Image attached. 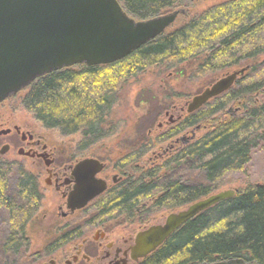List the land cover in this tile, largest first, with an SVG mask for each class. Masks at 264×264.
<instances>
[{
	"label": "trees",
	"instance_id": "16d2710c",
	"mask_svg": "<svg viewBox=\"0 0 264 264\" xmlns=\"http://www.w3.org/2000/svg\"><path fill=\"white\" fill-rule=\"evenodd\" d=\"M119 1L130 15L146 18L173 0ZM251 2L216 5L113 63L77 64L50 72L18 96L21 105L46 128L58 129L64 136L81 133L77 151L98 144L116 134L111 113L123 86L151 67L175 68L181 76L201 77L264 55V44L247 48L264 24V0ZM242 81L240 76L228 91L163 134H143L142 142L151 148L193 126L206 130L146 170L135 165L142 158L141 148L119 158L117 166L130 169L133 180L114 187L96 203L98 208L106 207L101 213L115 205L132 202L133 207L140 198L149 197L151 203L144 212L152 216L163 209L183 208L231 184L226 175L243 172L252 153L264 151V100L257 99V93L264 90V79ZM231 102L238 107L236 114L225 112ZM42 197L35 175L21 165L0 163V210L5 211L9 225L0 248L10 256L9 261L26 260L27 228L39 212ZM230 257L264 264V183H244L233 197L188 220L146 263L203 264Z\"/></svg>",
	"mask_w": 264,
	"mask_h": 264
},
{
	"label": "water",
	"instance_id": "95a60500",
	"mask_svg": "<svg viewBox=\"0 0 264 264\" xmlns=\"http://www.w3.org/2000/svg\"><path fill=\"white\" fill-rule=\"evenodd\" d=\"M176 16L177 12H173L138 19L119 0H0V103L50 72L77 64L103 65L120 60L161 36ZM248 68L241 67L222 76L192 97L181 110L188 114L197 111L228 91ZM200 127L194 128L191 138ZM181 140L188 142L189 138L183 135ZM8 150V144L2 145L0 154ZM89 166H94L93 170L89 171ZM103 167L93 157L77 162V185L68 196L72 211L85 207L106 190V181L94 180ZM234 195V189L223 190L170 213L163 224L153 225L137 235L136 249L143 256L152 252L188 220ZM204 264L259 263L230 257Z\"/></svg>",
	"mask_w": 264,
	"mask_h": 264
},
{
	"label": "rangeland",
	"instance_id": "374dc122",
	"mask_svg": "<svg viewBox=\"0 0 264 264\" xmlns=\"http://www.w3.org/2000/svg\"><path fill=\"white\" fill-rule=\"evenodd\" d=\"M225 1L226 0H188L184 1V3H180L179 5L182 4L185 7L190 8L189 17L193 18L216 5L224 3ZM245 3L251 4L252 2L248 1ZM122 4L124 5V2ZM184 6L178 8H182ZM174 9L175 8L172 10ZM165 11L167 10L164 9L160 13H164ZM256 34L257 39H255L254 43L248 45L247 48H250L253 44L257 45V47L264 44V24L257 29ZM250 61L252 60L249 58L246 62L227 68L223 72L214 74L210 73L209 75L201 77H196V74L191 77L190 75L181 76L175 68L166 69L161 66L151 67L147 71L131 78V80L121 89V97L115 104L111 113V119L114 121L116 134L108 137L98 144L80 151H77V146L82 139L81 133L64 136L58 129H49L44 127L31 112L22 107L21 99H19L18 96H23L24 91L19 92L14 97H11L0 104V123L3 119H6L8 115H11L12 117H7V120L23 123L26 125V128H33L36 134L43 136L45 141L50 146L58 149V160L67 157L72 158L75 155L79 159L90 156H106L107 159L104 160L107 163L110 161V164H114L119 158L126 156L127 153L132 152L134 149L141 148L144 150L142 147V141L144 140L143 134L146 133L145 135L147 137H150V135L157 137L158 134L167 131L169 128H164L162 130L159 125H161L162 122L168 121L171 114H173V119H176L179 114H183L180 111V107L183 108L187 101L195 95L201 93L207 86L222 76L235 69L248 66L249 68L247 71L241 75L243 84L250 83L256 79L257 81L263 80L264 55L257 56V61ZM257 99H259V101H262L261 99L264 100V90L257 93ZM214 104H211V106ZM12 107H16V109L11 111ZM237 110V105L234 102H231L225 109V112L228 114H236ZM167 111L170 112L169 116L165 115ZM184 115L185 113L182 115L181 119L177 120V122L181 121L185 117ZM205 132V129L197 131V136H200ZM163 142L164 141L156 142L159 144L149 148L148 155L153 157L152 152H158L161 150L160 144ZM6 143H14V146L18 145L12 137L0 136V147ZM166 144L167 143L163 145ZM17 150L18 148L11 147V149L5 154H0V163L5 162L13 164V167L15 168L20 165L23 166L26 171H29L36 176L40 191L43 195L39 212H37L31 221V224H29L27 228L29 236L28 250L25 254L26 260H23L22 264H29V262H31L29 257L30 254L37 249V247H39L37 245L38 241L41 242L49 237L53 232L54 225L59 221H62L56 214V208H54L55 204L52 205L57 202L60 197L53 189L49 188L44 183V180L47 177L45 169L46 166L44 163L40 161H33L31 158L19 155ZM148 162L149 163L146 165V168L152 166L151 164L153 163H160L158 159L153 163H151V161ZM185 173L186 175L192 174L190 171H186ZM195 175L196 174H194V177ZM225 180L227 182H231V184L217 189L214 193L227 189H234L237 192L240 186L248 182L264 183V151L260 149L254 151L252 153L251 161L248 163L245 170L243 172L228 173ZM168 212L169 211L167 210L164 214H167ZM85 215L86 217H84ZM92 215V212L89 214L82 212L78 214L77 217L80 218L81 221L87 222L88 217H92ZM157 215H160V213ZM80 219L78 221H80ZM8 227L9 225L6 219V213L5 211L0 210V243L3 241ZM6 254L7 253H3L0 248V262L7 260L8 255ZM27 257L30 261H28L29 259ZM179 262L180 261H175L170 264H177Z\"/></svg>",
	"mask_w": 264,
	"mask_h": 264
},
{
	"label": "flooded vegetation",
	"instance_id": "af4514ba",
	"mask_svg": "<svg viewBox=\"0 0 264 264\" xmlns=\"http://www.w3.org/2000/svg\"><path fill=\"white\" fill-rule=\"evenodd\" d=\"M184 1L188 0H173L165 8L167 11L160 13L164 10L163 8L156 14L164 15L177 12L176 19L163 35L174 32L175 27L192 19L189 17L190 8L182 4L179 5L180 3H184ZM248 1L254 0H226L222 4L235 5ZM181 6L184 7L178 8ZM173 8L175 9L172 10ZM13 109H16V107H12L11 111ZM180 111L183 114L185 113L184 116L188 114L186 111L183 112L181 107ZM169 114L170 112L167 111L165 115L169 116ZM183 114H179L176 119H173V114H171L168 121L162 122L161 125H159L160 129L171 128L178 119L182 118ZM7 117L10 118L12 116L8 115ZM7 117L0 123V136L12 137V139L18 143L16 146H14V143H6L9 145V150L11 147H16L18 148L17 152L19 155L31 158L33 161L43 162L46 166L45 169L47 173L44 183L49 188L53 189L60 197L59 200L52 205L55 204L54 208H56V214L62 221L54 225L53 232L49 237L41 242L38 241L37 245L39 247L30 254L29 257L31 262H29V264H148L146 263L147 259L158 251L176 230H178H174L171 235L152 252L144 256L140 255V252L136 249L137 235L153 225L163 224L170 213L177 212L181 210V208L173 210L163 209L154 213L152 216H148L144 211L146 206L149 207L151 199L147 197L140 198L133 207L131 202V204L126 206L115 205L104 213H101L106 207L98 208L96 203H98L106 193L113 190L114 187L120 185L127 179H129V181L133 180V177L131 170L125 169L123 164L117 166L116 162L110 164L111 162L108 161L107 163L100 156H90V158H96L104 164L102 170L94 175V180L101 179L106 181V190L91 200L85 207L72 211L68 207V196L75 190L77 185L75 166L81 159L77 157H67L58 160V149L50 146L43 136L36 134L33 128H26V125L23 123L7 120ZM195 127L196 126H193L181 133H176L171 137L165 138L163 140L164 142L160 144L161 150L152 152L153 157L148 155V143L143 142L145 145L142 144L144 148V150L142 149V158L135 163L136 167L139 168L142 166V169L146 170V165L149 163L148 161H151V163L157 159L160 161L165 156L171 154V152H175L178 148L194 141L197 137V131L195 132L194 138H191V136L193 135ZM183 135H187L189 138L188 142L181 140ZM167 136H169L168 133L165 137ZM165 143L167 144L163 145ZM46 162L49 163V166L46 165ZM93 168L94 166H89V171L93 170ZM97 208L99 211H97ZM167 210L169 212L164 214ZM133 211L135 212L134 214L132 213ZM82 212H85V214L92 212L93 215L92 217H88L87 222H83L77 217L78 214ZM159 213L160 215H157ZM84 217H86V215ZM79 219L80 221H78ZM27 238V241H29V236ZM18 240H20V238ZM9 258L10 256L8 255L7 260L0 262V264H22L21 258L10 259V261ZM30 259L28 261H30Z\"/></svg>",
	"mask_w": 264,
	"mask_h": 264
},
{
	"label": "bare ground",
	"instance_id": "6f19581e",
	"mask_svg": "<svg viewBox=\"0 0 264 264\" xmlns=\"http://www.w3.org/2000/svg\"><path fill=\"white\" fill-rule=\"evenodd\" d=\"M235 194H236V191H235ZM235 258H240V257H235ZM243 259V258H242ZM245 260V259H244ZM247 261V260H246ZM256 262V261H255ZM258 263V262H257ZM204 264V263H203ZM260 264V263H259Z\"/></svg>",
	"mask_w": 264,
	"mask_h": 264
}]
</instances>
